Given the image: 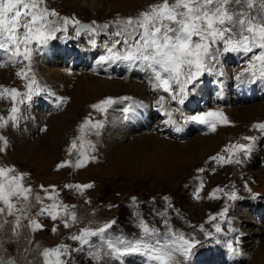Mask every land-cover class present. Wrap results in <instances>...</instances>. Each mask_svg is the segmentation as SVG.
Here are the masks:
<instances>
[{
	"label": "rangeland",
	"instance_id": "1",
	"mask_svg": "<svg viewBox=\"0 0 264 264\" xmlns=\"http://www.w3.org/2000/svg\"><path fill=\"white\" fill-rule=\"evenodd\" d=\"M99 1L100 8L83 12L79 0H43L42 8L57 13L47 19L60 31L46 45H30V60L0 49V93L13 88L21 93L15 101L19 108L15 122L9 119L13 100L0 96V117L7 121L0 127V136L7 140V144L0 140V167L23 173V185L31 188L27 202L13 198L18 208L26 209L23 214H0V259L44 264V249L67 245L69 251L61 257L66 264H148L142 253L112 254L100 237H91L83 246L71 239L82 229L111 223L105 239L135 241L144 237L143 222L158 230L155 238L162 242L180 235L198 242L187 257L177 253L176 264H226L225 259L228 264H252L264 241V192L256 188L257 176L264 175V132L255 127L264 123V115L253 120L251 115L232 118L229 110L264 107V77L256 59L264 49L219 52L211 71L187 86L180 103L179 97L172 99L173 93L155 87L154 74L139 62L100 60L122 39L114 35L120 28L117 20L136 17L162 0ZM76 21L90 23L96 31L78 32ZM116 48L123 51L124 44ZM253 65L255 75L245 71ZM32 77L44 90L27 100L24 94ZM245 79L252 81L251 88L256 86L250 92ZM112 81L122 83L123 90L119 85L112 89ZM237 84L244 88L235 91ZM99 88L107 91L96 94ZM138 88L145 89L144 98L137 94ZM173 90L178 92L176 84ZM61 97L66 100L58 103ZM107 98L113 103L106 111L92 107ZM153 102L162 105L161 110L156 112ZM207 112L223 113L227 123L217 120L213 131L207 124L186 119ZM86 120L102 127L86 125L82 132ZM210 134L211 141L196 145ZM249 136L255 141L244 139ZM249 143L251 150L231 155V163L213 159L227 160L232 145ZM82 152L87 162L76 167ZM88 184L92 186L75 187ZM233 192L236 199H230ZM129 195L136 200L127 202ZM252 199L256 204H250ZM53 203L61 209L67 205L69 215L61 210L53 220L41 213ZM16 216L21 227L14 233ZM30 219L42 227L33 230Z\"/></svg>",
	"mask_w": 264,
	"mask_h": 264
},
{
	"label": "snow or ice",
	"instance_id": "2",
	"mask_svg": "<svg viewBox=\"0 0 264 264\" xmlns=\"http://www.w3.org/2000/svg\"><path fill=\"white\" fill-rule=\"evenodd\" d=\"M42 3L43 0H0V49L11 53L12 57L30 60L33 52L30 45L33 43L37 47L46 45L55 33L60 31L47 19L49 15H57V13L42 8ZM64 22L65 25L68 23L67 18ZM75 23L79 24L78 21ZM116 23L120 28L114 35L122 39L116 40L107 49V54L100 57V60L124 61L129 64L139 62L141 67L149 69L154 74L156 81L154 86L173 93L172 99L179 97L180 103L184 102L187 95V86L194 84L205 71H211V62L216 60L219 52L248 53L253 48L264 49V0L259 2L257 0H172L171 3L169 0H162V3L150 5L149 10L140 12L136 17H127L117 20ZM82 27L95 32V29L88 25ZM104 27L107 28L108 25ZM79 30L77 29L78 32ZM91 42L95 44L94 40ZM121 43L124 44L123 51L116 48ZM256 59L261 61L259 73L261 77H264V52H261ZM254 69L255 65L245 71L255 75ZM173 84L178 86V92H174ZM26 87L28 91L24 95L27 100H31L34 94L44 90L38 86L34 77L30 79ZM5 94L14 102L9 119L15 122L16 114L19 112L15 101L21 93L13 88L4 89L0 96ZM52 95L55 94L52 93ZM57 100L58 103H63L66 98L61 97ZM112 103V98H107L92 107L99 111H106ZM186 119L207 124L213 131L217 120L227 123V118L220 112L197 114ZM0 121H3L0 127L7 123L2 117ZM86 125L92 129L102 127L100 122L92 123L86 120L85 124L81 125L82 132ZM255 127L264 132V123ZM244 139L254 142L256 138L249 136ZM0 140H4L7 144L4 137L0 136ZM76 146V141H73L72 148ZM252 146L251 143L235 144L228 149L230 155L227 160L224 157H213V159L231 163V155L240 152L247 154ZM81 155L83 159L77 160L76 167H81L87 162L88 157L84 156L83 152ZM14 171L13 168L0 167V203L4 205L0 207V214L9 216H15L17 212L23 214L26 211L23 207L18 208L13 198L27 202L31 193V188L23 185L24 174H12ZM91 186L90 184L75 185L79 189ZM48 198L52 199V196ZM236 198L233 192L230 199ZM35 199L40 202L39 196ZM67 207L65 205L61 209L60 205L53 203L49 207L42 208L41 213L47 212L55 220L61 210L65 215H69ZM70 217L73 222L77 219L74 212L70 214ZM29 224L33 230L42 227L36 220L30 219ZM64 224L67 227L68 221L65 220ZM140 226L144 237L135 241L105 239L106 230L111 227V223L96 229H82L79 235H74L71 239L83 246L89 245L91 237H100L112 254L120 256L142 253L147 257L148 264H176L177 253L187 257L194 244L198 243L185 239L183 235L162 242L155 238L158 230L150 229L143 222ZM19 227H21V218L16 216L13 232L15 233ZM215 227L217 232L221 230L219 225ZM68 251L67 245L44 249L42 252L44 264H66L61 257ZM96 258L99 257L96 256ZM0 264H16V261L0 259Z\"/></svg>",
	"mask_w": 264,
	"mask_h": 264
},
{
	"label": "bare ground",
	"instance_id": "3",
	"mask_svg": "<svg viewBox=\"0 0 264 264\" xmlns=\"http://www.w3.org/2000/svg\"><path fill=\"white\" fill-rule=\"evenodd\" d=\"M80 2L79 3H82V5L80 6V5H78V6H80L81 8V10L83 11V12H87V10H89L88 8H90V9H98V8H100L101 7V5H100V1L99 0H79ZM87 1H89V2H87ZM66 50V49H65ZM86 53V52H85ZM84 54V53H83ZM82 58V57H81ZM50 71H48V73H49ZM50 74V73H49ZM114 81H116V80H114ZM245 81L247 82V86H248V92H250L249 91V88H251L250 86V84H251V82L252 81H250V80H247V79H245ZM155 81H154V83H152L153 85H155ZM129 84V83H128ZM109 85H111L110 87L113 89V87L115 86V85H119L118 87L120 88V90H123V88H121V85H122V83H119V82H110L109 83ZM126 85H127V83H126ZM259 85H261V84H259ZM129 87H133V85H131V84H129L128 85ZM237 86V87H236ZM116 87V86H115ZM254 87H256V86H254ZM254 87H252L251 88V91H252V89H254ZM235 91H237V88L238 89H243L244 88V84H237V85H235ZM107 89H109V87L107 88ZM107 89L106 90H101L100 88L98 89V91L96 92V94H102L103 93V91H107ZM139 89V88H138ZM202 89H204V88H202ZM95 90H93V92H94ZM254 91V90H253ZM256 92V91H255ZM87 93H89V92H87ZM105 93V92H104ZM138 95L140 94L142 97H140V98H144L145 96H146V93H145V89H139L138 90V93H137ZM244 94V93H243ZM206 95V93H204V96ZM255 96V95H254ZM131 102H133V103H136L135 105H137V104H139V103H137V102H135V101H132L131 100ZM152 106V105H151ZM153 106L155 107L154 109H156V112H157V110L159 109V110H161V107H162V105H160L159 103H155V102H153ZM156 106H157V108H156ZM147 108H151L150 107V105L149 106H147ZM143 110V109H142ZM148 111V110H147ZM229 112H230V114H231V117L232 118H234V117H239V118H242L244 115H251V117H252V120L253 119H255L256 117L257 118H259V117H261V116H263L264 115V107H262L261 105H255L254 107H252V108H243V107H236V108H233V109H230L229 110ZM221 113V112H220ZM157 114H159V113H157ZM165 112L163 113V116L165 117ZM253 116H254V118H253ZM167 119V118H166ZM218 122V121H217ZM161 127V126H160ZM164 127V126H163ZM163 127L160 129V132L163 130ZM166 128V127H165ZM183 128V127H182ZM172 130V129H171ZM223 135V134H222ZM225 135V134H224ZM223 135V136H224ZM213 139V137H211V134H210V136H207L205 139H202V141H200V142H196L197 144L196 145H199L200 143H205V142H207V141H211ZM42 170V169H41ZM257 182L258 183H256L258 186L256 187L258 190H260V191H263L264 192V175L260 172V174L257 176ZM260 200V199H259ZM260 201H262V200H260ZM250 204H256L255 202H253V199L251 200V202H250ZM229 212V211H228ZM259 214H261L260 212H259ZM214 218V217H213ZM264 242V241H263ZM263 242H261L262 243V248H261V250L259 251V252H256L255 253V255H254V257H253V260H252V264H264V243ZM234 255V254H233ZM233 255H232V261H231V263H234L236 260H234L233 261ZM225 256H227V254H225ZM229 257L231 256V253H229V255H228ZM235 256L236 257H239L240 258V255H238L237 256V254L235 253ZM225 263L226 264H228L227 263V261H226V259H225Z\"/></svg>",
	"mask_w": 264,
	"mask_h": 264
},
{
	"label": "water",
	"instance_id": "4",
	"mask_svg": "<svg viewBox=\"0 0 264 264\" xmlns=\"http://www.w3.org/2000/svg\"><path fill=\"white\" fill-rule=\"evenodd\" d=\"M84 25H86V24L81 23V24L79 25L80 30H83V29H84V28L82 27V26H84ZM134 199H135L134 196H128V197H127V202H132V201H134Z\"/></svg>",
	"mask_w": 264,
	"mask_h": 264
}]
</instances>
